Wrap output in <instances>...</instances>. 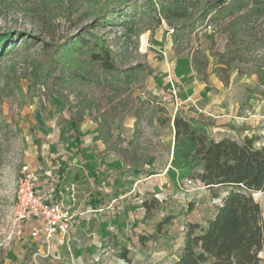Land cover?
<instances>
[{"label":"rangeland","instance_id":"374dc122","mask_svg":"<svg viewBox=\"0 0 264 264\" xmlns=\"http://www.w3.org/2000/svg\"><path fill=\"white\" fill-rule=\"evenodd\" d=\"M108 1L116 4V0ZM104 3L0 0V34L10 35L6 48L14 42L0 57V264L68 262L66 254L63 261L55 260L29 238L28 225H21L15 214V187L26 171L35 173L36 183L44 175L55 182L60 164L74 166L73 118H82L79 129L95 133L87 141L82 139L83 153L92 150L97 164H104L95 171L110 186L103 192L106 203L141 174L165 173L167 178L154 192L133 191L125 202L115 200L129 214L140 211L132 205L138 199L162 200L152 219L132 220L128 229L119 228L111 244L105 245L112 247L108 255L117 264L122 262L124 247L131 264H157L170 258L181 248L185 221L202 222L225 194V188L213 197L206 187L187 185L188 178L198 179L202 167L193 165V144L183 138L174 142L176 113L191 117V127L208 139L241 141L256 135L255 145H264V83L258 80L264 74V15L231 25L228 19L210 20L173 40L165 21L155 26V20L143 17L138 6L142 29L138 35L128 34L122 25L125 17L107 13L105 20L97 19L90 8L99 12ZM91 34L102 36L116 51L120 68L140 63L144 71L125 83L90 66L77 69L81 78L62 82L61 63L53 61L59 56L58 46ZM77 56L86 57L84 53ZM170 81L176 86L175 94L169 92ZM155 178L159 177H151ZM80 189L87 198L91 186L80 184ZM254 197L264 210V194ZM189 201L195 203L194 209L178 214ZM165 213L176 215L167 235L141 244L138 235L151 232ZM260 255L264 258V252Z\"/></svg>","mask_w":264,"mask_h":264},{"label":"trees","instance_id":"16d2710c","mask_svg":"<svg viewBox=\"0 0 264 264\" xmlns=\"http://www.w3.org/2000/svg\"><path fill=\"white\" fill-rule=\"evenodd\" d=\"M90 3L98 0H88ZM116 0L114 6L105 0L104 9L95 12L91 7L90 13L97 19L105 20L107 13L118 18L125 17L122 25L128 34L138 35L142 30L138 27L137 6L143 17L155 20L159 26L165 21L172 30L171 36L176 40L182 33L191 34L198 27L210 20H229L234 24L242 22L247 17L259 18L264 15V0ZM132 4V5H131ZM128 5L131 10L126 11ZM128 12V13H127ZM79 36L71 41H65L56 50L59 56L53 58L55 63H61L62 82H72L81 78L77 69L97 66L105 77L120 79L131 83L144 71L140 63L127 68H120L116 51L105 42L102 36ZM10 35L0 34V57L8 53L14 42H6ZM84 53L85 58L77 55ZM77 56V57H76ZM42 72L47 69L41 66ZM67 77V80L61 77ZM258 80L264 83V74L258 75ZM170 93L171 90H169ZM192 118L181 112L173 117L174 142L180 138L194 145L191 159L194 166L201 165L197 177L210 190L213 197H219L218 189L225 188V194L213 204L210 213L202 222L185 221L183 241L179 251L171 254L157 264H264L260 255L264 252V210L255 193L264 194V145L256 146L258 136H244L241 141L230 137L219 140L208 139L206 134L191 127ZM196 120V119H193ZM82 118H73L72 129L75 132L76 144H80L79 122ZM200 121V120H197ZM102 128L104 121L101 122ZM99 128V126H98ZM103 129V128H102ZM100 129L98 135H102ZM80 171L74 174V178ZM101 200L91 203L97 205ZM162 200L155 196L142 199L144 209L141 221L152 219L161 209ZM195 203L189 201L178 214H189ZM175 214L165 213L153 224L151 232L138 235V241L145 245L149 240L155 241L167 235ZM122 262L131 264L127 256L128 250L121 249Z\"/></svg>","mask_w":264,"mask_h":264},{"label":"crops","instance_id":"0c3cea01","mask_svg":"<svg viewBox=\"0 0 264 264\" xmlns=\"http://www.w3.org/2000/svg\"><path fill=\"white\" fill-rule=\"evenodd\" d=\"M80 144H76V136L73 131L74 146L71 148L75 155V160L73 161L74 166H69L65 164H60L57 168V180L55 182H50L53 178L51 176H43L39 178L36 183L38 190L42 192H48L53 195L54 198H62L65 202L72 203V208L78 210V215L75 219V223L71 229V241L69 244V249L65 246L62 248H55L50 254L55 260L63 261L65 259V254L67 255L66 264H117L111 263L110 251L112 247H106V244H111L115 239L114 235L118 232V229H128L130 222L134 219L141 218L144 209L141 207V199L133 202L132 205H138V213L126 212L125 207H121L119 204L114 203V205L109 206L110 202L116 199H123L126 201L125 197L136 191L138 193H145L149 191H156V187L167 181L165 173L151 174V175H139L137 178H133V183L130 184L129 188H126L125 192L119 194L117 198H112L110 202L106 203L103 199V192L106 193L107 188L110 187L105 181H101L102 175L99 177V172L95 171L102 170L101 165L97 164L95 154L88 150L83 153V141L82 139L89 140V136L94 135V131H83L79 129ZM87 135V136H85ZM69 153V152H68ZM99 163V162H98ZM96 165V166H95ZM95 166V168H94ZM80 171L83 175L76 176L74 174ZM120 172V171H119ZM45 174L49 173L47 170ZM139 174V173H138ZM158 176L159 178L151 179V177ZM116 178V177H114ZM127 176H122L121 179H126ZM110 182V180L108 181ZM80 184L84 186H91V190L86 198V191L80 189ZM74 188V201L69 198L70 188ZM125 188H123L124 190ZM101 200L97 205H91L93 202ZM116 202V201H115ZM131 206V205H130ZM129 206V207H130ZM98 209H102L98 211ZM123 209V210H122ZM94 228L92 229V224ZM110 225L114 226L113 231H109L108 227ZM112 233V235H110ZM112 250V249H111ZM101 253V258L99 261H95V257L98 253ZM109 254V255H108Z\"/></svg>","mask_w":264,"mask_h":264},{"label":"built area","instance_id":"2783aa9c","mask_svg":"<svg viewBox=\"0 0 264 264\" xmlns=\"http://www.w3.org/2000/svg\"><path fill=\"white\" fill-rule=\"evenodd\" d=\"M210 27V25H208ZM171 82V92L176 93V86ZM36 175L33 171L24 172L17 180L15 187V214L22 225H28L29 238L38 246L46 249L47 254H51L55 248L66 247L69 249L71 241V229L75 223L78 210L72 208V203L65 202L62 198H54L51 193L42 192L36 187ZM187 185L195 188L205 187L199 179L188 178ZM69 198L74 201L75 190L72 186ZM115 200L109 206L114 205ZM102 209H98L101 211ZM109 231L114 230V226L108 227ZM99 252L95 261L101 258Z\"/></svg>","mask_w":264,"mask_h":264},{"label":"bare ground","instance_id":"6f19581e","mask_svg":"<svg viewBox=\"0 0 264 264\" xmlns=\"http://www.w3.org/2000/svg\"><path fill=\"white\" fill-rule=\"evenodd\" d=\"M142 47H144V40H143V38H142Z\"/></svg>","mask_w":264,"mask_h":264}]
</instances>
